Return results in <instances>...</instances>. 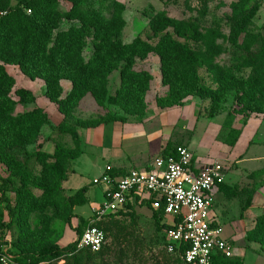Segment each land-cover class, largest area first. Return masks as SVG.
<instances>
[{
    "label": "trees",
    "instance_id": "1",
    "mask_svg": "<svg viewBox=\"0 0 264 264\" xmlns=\"http://www.w3.org/2000/svg\"><path fill=\"white\" fill-rule=\"evenodd\" d=\"M66 1L71 4L68 9H62L61 0H0V163L11 166L12 161L17 159L13 149L24 148L26 144H30L42 127L55 126L49 113L40 106L14 114L13 110L17 104L34 102L36 96L30 89H15L16 79L7 70V64L18 67L31 80H43L46 96L57 104L58 110L64 115V119L56 127L57 131L70 134L75 144L74 147L56 146L53 152L35 153L38 159L52 161L50 168L42 173V181L46 185L41 182L35 184L39 179H35L33 172L28 169L22 173V185L17 189L11 186V179L0 177V238L8 239L16 260L23 264L28 260L29 264H39L52 259L59 261L75 255L77 251V239L62 247L58 243L62 235L57 239L46 238L39 243L29 242L28 235H23L29 213L40 199L27 186L29 179L33 178L35 186L48 192L47 195L44 193V196L51 198L54 193L59 192V200L62 201H58L62 202L66 212V225L80 233L79 236L89 224L90 218L86 220L84 216L75 213L77 206L90 202L86 195L88 186L69 195L64 194L62 186L68 178L71 161L83 153L78 127L107 124L101 121L92 125H86L82 121L74 126L68 124L66 117L81 99L90 94L100 105L110 100L119 104L126 112L143 113L146 109L145 97L153 75L147 69H137L136 66L139 60H145L151 54L159 56L162 83L170 86L172 90L168 98L159 100L158 105L161 108L179 105L188 95L207 98L216 93L205 86L200 70L208 62L206 51L222 35L219 29L206 28L195 20L174 19L163 11L150 21L146 39L137 36L131 42H125L122 40L125 24L124 3L114 0L111 5L112 12L108 15L99 8L86 7L85 0ZM197 1V10L205 16L209 0ZM258 9L259 3L255 2L231 30V41L234 44L240 35L246 34L243 47L238 48L235 53L238 63L236 68H251V72L245 78L235 77L232 72L231 79L220 82L223 91L226 87L231 88L235 80L237 93H241L239 98L247 104L244 112L264 109V33H247ZM63 20L73 23L60 29ZM202 46H205V51L201 50ZM88 49L90 53L86 56L85 51ZM115 71L120 74V87L116 90V95L110 97L109 80ZM62 80L71 83L70 90L64 96ZM12 92L18 99L12 97ZM122 120L115 115L111 122ZM240 135L241 131L237 130L229 144L234 146ZM176 146L164 149L161 155H168ZM127 172L113 169L116 176ZM260 172H264V169ZM219 190L229 196L233 188L220 183ZM9 193H15L13 202ZM251 203L252 198L249 197L244 208ZM145 204L151 209L149 201ZM134 206L135 203L130 201L126 210L104 219L126 214L125 212ZM5 211L10 216L9 220H6ZM152 211L166 241L164 229L168 226L164 223L163 211ZM76 217L79 219V225L73 227L72 219ZM100 221L94 225L103 229L99 225ZM83 222H87V226L80 232V224ZM14 225L18 227L20 236L12 241L6 237L5 230L9 231ZM247 238L261 244V254L264 257V213L257 216L255 226L247 232ZM102 250L97 253L85 251L91 255L103 253ZM175 254L181 258L179 253ZM183 263L186 264L184 261ZM213 264L244 262L240 257L233 255L228 258L218 256Z\"/></svg>",
    "mask_w": 264,
    "mask_h": 264
},
{
    "label": "rangeland",
    "instance_id": "2",
    "mask_svg": "<svg viewBox=\"0 0 264 264\" xmlns=\"http://www.w3.org/2000/svg\"><path fill=\"white\" fill-rule=\"evenodd\" d=\"M113 1L85 0L84 3L86 7L99 8L109 15L112 12ZM118 1L124 3L125 6L123 11L125 24L122 32V40L125 42H131L137 36L146 39L150 21L163 11L174 19L195 20L206 28L219 29L222 35L206 51L208 62L200 70L205 86L213 89L216 93L207 98L188 95L182 99L179 105L161 108L158 105L159 100L168 98L172 90L170 86L162 83L159 56L151 54L145 60H139L136 66L137 69H147L153 75L150 89L145 97L146 109L143 113L126 112L119 104L110 100L106 101L104 105H100L92 95L88 94L74 106L71 114L65 120L72 126L79 121L86 125H92L97 121L108 124L115 115H118L123 119L122 122L142 121L150 125L149 123H154V115L163 113V151L166 148L172 149L176 145H186L191 149L198 162L213 160L224 165L223 183L233 188L230 195H226L222 201L221 196L218 197V200L221 201L219 206L224 212V221L222 222L224 234L230 235L233 241L234 257H240L244 264H264V257L261 254L263 247L247 238V232L255 226L257 216L264 212V172H260L264 169V147L262 146L264 143V109L245 110L244 112L247 104L239 98L241 93H237L235 80L233 79L234 85L231 88L226 87L223 91L220 85V82H227L232 78V72L235 77L239 78H245L251 72V68H236L238 63L235 53L238 48L243 47L246 34L240 35L237 43L234 44L231 41V30L234 24L240 21L245 11L258 2V12L247 33H264V0H209L205 16H202L197 10L196 7L199 5L197 0ZM70 6L68 1L61 0L62 9H68ZM72 23L63 20L60 29L67 28ZM201 50L205 51V46H202ZM89 53V49L85 51L86 56ZM8 71L11 74L14 72L12 68H9ZM15 71L18 76L15 88L21 86L30 88L26 86L30 82L29 79L26 76L23 78V75L21 77L18 68H15ZM42 85L43 80H38L33 87H37L39 91L42 89ZM68 85V82H64L63 96L66 94ZM119 87L120 74L119 71H115L110 75L108 96H115ZM40 93L42 96L43 92ZM11 95L14 99H18L13 92ZM44 101L51 102L49 98L34 102H21L15 106L13 112L17 114L31 110L39 104H44ZM51 103L53 108L46 107V105L44 108L48 111L55 126L42 127L30 144H26L24 148L13 149L17 159L12 161L11 166L0 163V177L11 179V186L15 189L21 187L22 173L26 169L33 172L35 179H39L35 181V184L41 182L46 185L42 181L44 179L42 173L50 168L49 164L52 161L38 159L35 156L36 152H53L56 146H75L70 134H61L57 131L56 127L64 119V115L58 110L57 104ZM88 128L91 127H78L81 139L83 131ZM237 130L241 131L240 138L242 139L239 147L234 148L236 144L231 146L229 142L233 140ZM105 165L106 161L99 156L97 151L87 148L86 155L75 163V167L82 172L83 179L76 180V182H81L79 187L68 182V178L62 184L65 195L73 193L77 190L75 188L88 186L86 195L95 204L88 202L78 207L79 215L84 216L86 220L93 216L96 204L102 203L104 200V186L94 184L93 179L101 175ZM69 174L70 167L68 176ZM32 180L33 178L27 181V186L40 199L29 213L23 235L27 234L29 242L34 243L42 242L46 238L57 239L67 226L64 220L66 212L62 202H59L62 201L59 200V192L54 193L51 198L44 196V193L47 195L48 192L42 187L35 186ZM9 195L13 202L15 193H9ZM249 197L252 198V203L244 208ZM255 197L256 202H253ZM217 212L221 215L219 207ZM125 213L100 221L99 225L106 232L103 253L89 255L85 249H81L71 257L59 261L52 259L41 262V264H184L178 255L167 250L163 232L158 228V221L148 206L136 203V206ZM9 219L10 216L7 214L6 220ZM77 221L76 226L79 225V219ZM233 221L239 222L235 232L237 237L234 233L232 234L231 224ZM86 226L87 222L80 224V232ZM5 231H7L6 237L12 241L20 236L16 225L9 231ZM79 234L73 232L69 239L75 241ZM29 263L30 260L24 264Z\"/></svg>",
    "mask_w": 264,
    "mask_h": 264
},
{
    "label": "built area",
    "instance_id": "3",
    "mask_svg": "<svg viewBox=\"0 0 264 264\" xmlns=\"http://www.w3.org/2000/svg\"><path fill=\"white\" fill-rule=\"evenodd\" d=\"M223 166L218 161L199 165L186 145L176 146L166 156L158 155L148 169H131L116 176L114 168L107 165L93 179L94 184L104 186V200L77 238V250L101 251L106 234L94 223L126 210L130 201L145 206L149 201L152 210H162L168 219L164 220L167 250L179 253L186 264H213L218 256H233L235 247L225 237L215 210L216 193L224 180ZM11 248L7 238H0V264H22Z\"/></svg>",
    "mask_w": 264,
    "mask_h": 264
},
{
    "label": "crops",
    "instance_id": "4",
    "mask_svg": "<svg viewBox=\"0 0 264 264\" xmlns=\"http://www.w3.org/2000/svg\"><path fill=\"white\" fill-rule=\"evenodd\" d=\"M5 66L7 70L9 68H12V70L15 72V73L12 72V75L15 77L16 85H17L18 76L16 74L15 68H18V67L9 65V64ZM22 75L24 76L23 78H26L25 75L21 72V77ZM28 79L26 83L28 82ZM38 80H41V79H36V80L29 79L30 82L26 86L30 88H27V89H30L35 94L36 101H39L40 99H44V98L48 100V97L45 94L44 82L42 85V89L39 91L37 87L36 88L33 87V85H35V83L38 82ZM64 82H68L69 85L67 86V90L69 91L71 88L70 81L62 80L61 82L62 86L64 85ZM21 87H24V86H21ZM41 91L43 92L42 96L40 93ZM42 105L44 106L42 107ZM45 105L46 107L49 106L53 108L52 103L48 101L47 102L44 101V104H39V106L42 108H44ZM58 116L60 117L61 115H58ZM153 118H154V123H149L150 125L142 121H126V122L114 121L108 124H101L97 127H91V128L84 130L83 135H82L83 153L79 157L71 161V169H70V174L68 176L67 181L71 182L73 186L79 187L81 182H76V180L81 181L82 172H80L78 168L75 167V163L79 161V159L82 156L86 155L87 148L97 151L99 156H101L106 161L105 168L107 165H111L114 169H119L124 172H127L131 169L151 168L154 158L157 157L158 155H161L163 148H164L163 121H162L163 113L159 115H154ZM157 119H158V122H157ZM152 124H153V127H151ZM241 139L242 138H240V140L236 143V146L234 148L239 147V143ZM262 146L264 147V143L262 144ZM211 161L199 162V165L210 163ZM104 170L105 169L103 168L102 173L104 172ZM227 186H230V185H227ZM75 189H78V188H75ZM103 194H104V191H103ZM219 196H221L220 199L222 201V199H224V197L226 196L223 190H219L216 193V202H215L216 203L215 210L217 212V209L219 207V211L221 215H219L218 212L217 214L219 216L220 221L223 222L224 212L219 206L221 202L218 200ZM89 199H90V202L95 204L91 198ZM253 202H256V197L254 198ZM99 204H96V206H98ZM78 207L79 206L75 208V213L80 214L78 211ZM262 213L264 212L259 213V215ZM77 220H78L77 217L72 219L73 227L77 225L76 223L78 222ZM231 225H232V234L234 233L235 237H237L235 232L238 229L237 225H239V222L233 221ZM73 232L76 233L68 225L64 228L62 238L58 242L60 246L63 247L67 245L69 242H71L69 238L72 236ZM225 237L232 241L230 235L229 236L225 235Z\"/></svg>",
    "mask_w": 264,
    "mask_h": 264
}]
</instances>
